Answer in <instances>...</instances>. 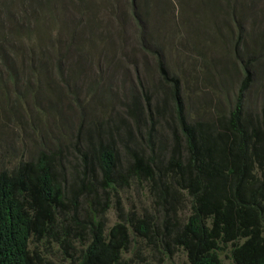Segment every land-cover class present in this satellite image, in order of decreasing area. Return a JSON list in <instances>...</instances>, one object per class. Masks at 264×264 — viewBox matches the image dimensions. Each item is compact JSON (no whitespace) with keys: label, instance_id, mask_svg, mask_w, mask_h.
<instances>
[{"label":"trees","instance_id":"1","mask_svg":"<svg viewBox=\"0 0 264 264\" xmlns=\"http://www.w3.org/2000/svg\"><path fill=\"white\" fill-rule=\"evenodd\" d=\"M58 7L0 0V96L34 115L25 125L39 137L11 168L0 157V264H264V104L243 98L258 61L243 63L232 107L210 119L186 113L179 79L147 44L155 55L127 70L130 87L84 78L80 97L86 69L67 64L79 38ZM60 94L78 115L61 111Z\"/></svg>","mask_w":264,"mask_h":264},{"label":"rangeland","instance_id":"2","mask_svg":"<svg viewBox=\"0 0 264 264\" xmlns=\"http://www.w3.org/2000/svg\"><path fill=\"white\" fill-rule=\"evenodd\" d=\"M56 2L59 7L55 9L53 14L59 16L61 22L67 27H74V32L72 35H68L67 38L74 40L80 37L89 39L92 42H99L105 50H110L111 47H114L111 37L115 39L114 36L116 35L117 37L121 29L127 32L123 38L131 32V26L128 23L133 22V9L136 16L138 15L142 21H145L144 28L146 29L147 27L148 43L158 48L165 45L169 50V54L168 52L166 53L167 58L170 57L169 59L179 67L181 73H188L189 68L197 71L198 69H195L193 59H189L188 63H186L188 68L184 64L183 59L189 56L175 55L172 44L189 53L197 51L199 54H203L211 62V65L215 67L216 71L221 69L220 74L223 80H226L225 86L228 96L234 93L237 82L242 78L241 75L239 77L237 75L231 77V75L241 69L245 61V53L256 51V44L260 42L254 37V33L258 30L259 22L264 21V0H234L233 8L236 20L242 26L243 33L246 35V40L243 39L240 43L238 30L225 15V13L229 12L228 6H230L232 1L55 0L53 2V0H50L51 5ZM227 23L228 26L224 27ZM122 24L124 25L122 26ZM216 30H220L218 34L215 32ZM115 42H117V39H115ZM78 48L76 47V49ZM78 52H74L70 65L82 63L87 70L90 72L91 70L94 71V75L98 73L97 65H100L103 69L101 77L109 79L114 84V87L118 86L120 89H124L128 86L129 79L122 74L120 68L107 67L102 58H97L95 54L89 53L85 46H81L80 52ZM134 55L137 58L135 61L136 66L140 67L143 59H140L138 54ZM168 66L170 68L169 63ZM256 74L254 72V76ZM203 75L204 69L202 68L199 77ZM203 86L206 85H198L197 88L200 89ZM207 87L209 89L210 105L215 104V108L220 109L221 95L218 94L213 86ZM255 88L259 96H264V72L259 77ZM41 96L42 102L52 99L51 94L43 92V89L39 92V99ZM249 96L251 103L254 105L257 102V99L254 98V86L250 88ZM203 97L208 98L205 90H203V94L198 97L197 101H194L196 98H184L188 113L191 116L200 118L209 116V109L197 111L200 107H193L203 100ZM23 102L29 104L28 95L24 96ZM63 103L64 106L61 110L63 113L79 114V109L76 107L69 108L65 99L59 102V106ZM11 118L15 119L14 123ZM28 119L35 120V117L33 114L30 115L29 111L23 113L20 109L17 112H11V108L6 105V102L0 96V157L3 158L2 165L7 160L5 167L8 166V169L11 168L17 159H27L37 150L39 137L25 125ZM71 122L74 125V116ZM60 123L58 119L54 122L50 112L46 113L44 124H47L46 127L51 129L52 136L63 134L64 126L61 127ZM53 124L55 126H52ZM15 125H19L21 129ZM134 197L135 195L132 199ZM125 207L127 209L128 206L126 205ZM108 217L110 219L114 218L113 210L109 212Z\"/></svg>","mask_w":264,"mask_h":264},{"label":"clouds","instance_id":"3","mask_svg":"<svg viewBox=\"0 0 264 264\" xmlns=\"http://www.w3.org/2000/svg\"><path fill=\"white\" fill-rule=\"evenodd\" d=\"M227 1H232V3L230 4V6H228L229 12L225 13V15H226V18L231 22V24L238 30V39L240 40V43H241V40H243V39L246 40V35H244V33H243L244 30H243L242 26L236 20L235 10L233 8L234 7V0H227ZM231 9H233L234 12H231ZM164 17H166V16H164ZM144 22L145 21H142L140 19V22H137L135 20V23H133V22L128 23L131 26V32H129V34H127V36L123 38V36L126 35L127 32L125 30L121 29L120 32L118 33V36L117 37H116V35L114 36V38L117 39V42H115V39H113V37H111V41H112L114 47H111L110 50H105L101 46V43H99V42H97V43H99L98 47L94 48L93 47L94 43L91 40L82 39V38L78 37L79 39L76 41V43L71 45L72 48H70V54L68 55V58H67V64L68 63L70 64V61L74 57L73 52H75V51L80 52L81 46H85L89 53L95 54L97 56V58H102V61L104 63H106L105 65L107 67H109V68L110 67L120 68V70L122 71V74L129 79V84L126 87H130V75L127 72V70L130 71L133 67V64L136 63L135 61L137 58L135 57L134 54H138L140 59H143V62H144L145 58H149V57L155 55V54L151 55L149 51H147V50L144 51L142 49L141 44H147L148 47H150V48L152 47L154 53L156 52V54H158L162 57V59L164 61V66H165V69L167 70V72L175 75L179 79L183 98H185V99L196 98L194 101H197L198 97H200V95L203 94V90H205V93L207 94L209 99L206 97H203L202 98L203 100H201L199 103H197L196 105L193 106L194 108H195V106L200 107L199 109H197V111L198 110L204 111L206 109L210 110L209 116L201 118V119H210L212 117L213 111L216 109L214 106L215 104L210 105L209 89L207 86H213L217 90L218 94H220L222 97V99L220 100V109H216V110H222L225 112L229 109V107H232L233 98L236 95L237 89H238L240 83L243 81V78H244V73L241 71V69L237 70L236 73L231 75V77L234 75H237L239 77L241 75L242 78L237 82L236 89H235L234 93L231 96H228L227 95V89L225 86L226 80L224 81L221 74H220L221 69L219 71H216L215 67H213L211 65V62L208 61L203 54H199L197 51H194V50H193L194 53H189V52L183 50L182 48H180L179 46L172 44L173 52L175 53V55L189 56V57H185L183 59V62L185 65H186V63H188L189 59H193L195 62V69H198V71L193 70V69H190L186 65L189 68V72L188 73H184V72L181 73L179 71V67L176 66V64L174 62H172L171 59H169L170 57L167 58L166 53L168 52V54H169V50L165 47V45L159 46V48H158V47H156L154 45H150V43H148V41H147V38H148L147 27H146V29L144 28ZM124 24H126V23H124ZM124 24H122V26ZM238 25H240L242 31L238 28ZM227 26H228V23L224 27H227ZM219 31L220 30H216L215 31L216 34H218ZM64 34L65 33L63 32V35ZM254 37H256V39L260 42V43L256 44V48H255L256 51L248 52V53L244 54L245 61L246 60L258 61L257 63H255L253 61L250 62L249 70L252 71V73H253L254 82L247 84L245 91L243 92V98L245 99L248 108L251 110H256L261 105L264 104V96H259L257 94L256 88H255L259 77L264 72V68L259 64V63H263L261 61V57L264 56V21L259 22V27H258L257 32L254 33ZM65 43H67V42H65ZM116 44H117V46H116ZM76 47H79L80 49L79 48L76 49ZM112 48H113V50H112ZM72 53H73V57L70 60ZM110 58H113V61L107 63V61L110 60ZM167 62L169 63L170 68H169ZM81 64L82 63L72 64L71 66H73V67L75 65L80 66ZM82 68L86 69V74H85V77L82 75L80 78V82H79V84L81 85L80 97L84 94V92H83L84 91V81H85L84 78L87 79V78H93L94 77L100 81L109 83L114 87V84L109 79L101 77V73L103 72V69L101 68L100 65H97L98 73L96 75H94V71L91 70V72H90L89 70H87V68L84 67V65ZM202 68L204 69V75L202 77H199V74L201 73ZM254 72L257 73L256 76H254ZM50 83H51V86H46L45 88H43V92H46L47 94H51L50 89L54 88L56 90H59L58 87H56L57 85L59 86V81L57 79H55L53 82H50ZM202 84H205L206 86H203L200 89H198L197 86L202 85ZM252 86H254V98L257 99V102H255L254 105H253V103H251L250 96H249V90ZM124 89H120V87H118V86L114 87V90L119 91V92L124 90ZM60 96H61L60 101L62 99H65L64 95L60 94ZM51 97H52V94H51ZM185 99H184V105H185L186 113L190 117H193L188 113V107L186 105ZM39 100L42 102V96ZM51 101L52 100H47L46 102H42V103L45 104V103H49ZM65 101H66V99H65ZM197 118H200V117H197ZM113 214H114V212H113ZM114 220H115V216L113 219L109 218V224L111 222H113Z\"/></svg>","mask_w":264,"mask_h":264}]
</instances>
